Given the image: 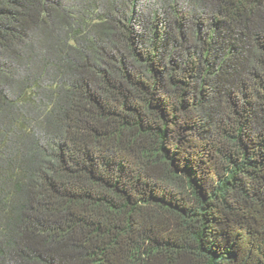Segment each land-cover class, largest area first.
I'll use <instances>...</instances> for the list:
<instances>
[{
  "label": "trees",
  "instance_id": "16d2710c",
  "mask_svg": "<svg viewBox=\"0 0 264 264\" xmlns=\"http://www.w3.org/2000/svg\"><path fill=\"white\" fill-rule=\"evenodd\" d=\"M0 264H264V0H0Z\"/></svg>",
  "mask_w": 264,
  "mask_h": 264
}]
</instances>
